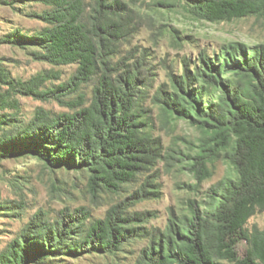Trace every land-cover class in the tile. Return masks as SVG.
Instances as JSON below:
<instances>
[{"label":"trees","instance_id":"obj_1","mask_svg":"<svg viewBox=\"0 0 264 264\" xmlns=\"http://www.w3.org/2000/svg\"><path fill=\"white\" fill-rule=\"evenodd\" d=\"M33 1L49 8L32 15L46 26L33 34L12 30L0 43L35 48V59L54 66L76 64L77 70L69 80L48 87V79L60 78L58 72L22 80L0 62V162L34 157L51 170L87 173L93 193L120 194L143 182L104 218L93 219L83 209L62 212L54 220L35 213L0 252V264L114 255L138 240L146 245L133 264H264V225L242 231L248 243L243 256L233 236L237 222L264 212V43L250 47L227 41L212 53L201 51L195 61L184 59L182 70L170 72L152 93L155 78L143 61L117 59L138 28V11L126 0ZM164 1L162 5H171ZM177 1L197 20L255 17L264 25V0ZM18 95L53 99L71 111L38 108L25 122L18 115ZM158 119L170 128L186 121L199 132L197 142L178 137L165 146L155 133ZM180 141L189 151L180 148ZM220 160L233 171L211 186L204 199L189 198L185 211L171 209L164 229L144 225L153 213L128 210L126 200L134 204L161 197L160 162L192 174L195 182L187 188L199 192ZM10 203L0 196V214L25 208L22 201L15 207Z\"/></svg>","mask_w":264,"mask_h":264},{"label":"rangeland","instance_id":"obj_2","mask_svg":"<svg viewBox=\"0 0 264 264\" xmlns=\"http://www.w3.org/2000/svg\"><path fill=\"white\" fill-rule=\"evenodd\" d=\"M12 5L0 4V39L12 30L33 34L46 26L39 17L32 16L49 8L42 2L33 0H9ZM138 11L134 20L138 24L137 32L125 42L117 59L127 58L133 62L137 59L145 63V68L153 71L155 84L152 93L160 84L168 81L170 72H180L182 61H195L201 51L212 53L227 41L247 43L250 47L264 43V25L255 17H245L232 22L209 23L193 18L186 6L177 0H168L171 5H162L164 0H126ZM141 16H140V15ZM135 23V22H134ZM35 48H20L16 45L0 43V62L10 71L14 78L28 80L41 72H58L60 78L51 77L46 82L48 87L59 85L71 78L77 65L54 66L46 61L35 59L32 54ZM144 73L147 70L143 69ZM90 96L91 88H85ZM20 101L19 117L30 121L38 108H44L54 113L69 112L71 109L56 100H43L32 96H17ZM150 103V102H149ZM148 103V104H149ZM1 112V111H0ZM158 113V110H155ZM156 135H162L164 145L169 147L178 137L197 142L199 132L184 120L176 125L165 127L160 120L156 121ZM180 148L189 151L184 141L179 142ZM158 182L161 184L159 199L128 203V210L135 212H151L149 220L144 224L148 228L164 229L168 223L171 209L180 213L185 211L189 198L202 200L211 186L224 179L232 165L225 160L216 163L214 175L203 183L199 192L188 190L187 185L193 184L192 174L181 167L167 168L165 162L157 166ZM144 179V178H143ZM143 180L133 184L127 191L120 194L108 191L91 192L88 188V175L83 172H73L66 169L51 170L34 157L9 158L0 162V196L4 201H10L15 207L22 201L23 210L12 209L0 214V252L7 243L14 239L35 213H42L54 220L62 212H73L77 209L90 211L93 219L104 218L107 211L115 204L126 199L128 194L137 190ZM16 212L19 217L12 216ZM254 225L263 227L264 212H258L247 221H239L233 229L237 239L236 249L243 256L248 248L244 229ZM146 241L138 240L125 244L116 254H83L78 259L65 257L64 261H52L47 264H133L139 256ZM225 264H232L225 261Z\"/></svg>","mask_w":264,"mask_h":264}]
</instances>
